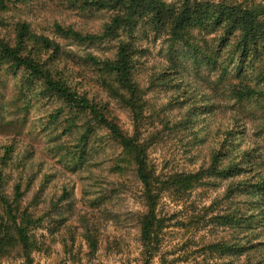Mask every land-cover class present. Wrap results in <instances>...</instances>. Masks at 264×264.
Segmentation results:
<instances>
[{
	"label": "trees",
	"instance_id": "1",
	"mask_svg": "<svg viewBox=\"0 0 264 264\" xmlns=\"http://www.w3.org/2000/svg\"><path fill=\"white\" fill-rule=\"evenodd\" d=\"M28 1L0 0V67L16 79V95L0 105V121L12 109L29 115L49 102L46 119L61 131L45 145L58 164L15 137L1 143L0 264L13 255L22 264H35L34 255L44 248L36 232L46 223L55 226L53 234H63V204L74 199L77 189L71 175H78L90 207L101 194L117 196L123 183H103L93 153L108 143L120 149L111 173L121 177L131 170L142 187L143 210L137 220L142 264L158 257L161 264L169 260L160 252L174 217L160 214L162 199L186 202L197 189L219 179L227 181L224 193L203 210L193 208L187 224H178L221 230L214 241L197 248L201 255L264 264V150L250 135L256 122V131L264 133V1L68 0L83 15L106 18L97 31L55 23V37L12 15L18 3ZM144 41L160 44L161 63L148 61L145 54L151 49ZM102 46L109 48L107 54L92 49ZM189 70L206 88L184 75ZM157 90L171 93L168 107L178 113L172 121L150 110L148 96ZM114 104L130 113L132 133L121 125ZM156 118L162 131L187 130L193 143L207 151L198 170L158 172L150 149L159 132L145 135ZM0 126L5 134L11 132ZM52 182H57L59 194L51 191L57 197L46 203ZM78 215L76 230L94 255L101 247L98 224L93 213ZM73 229H68L71 245L77 232Z\"/></svg>",
	"mask_w": 264,
	"mask_h": 264
},
{
	"label": "rangeland",
	"instance_id": "2",
	"mask_svg": "<svg viewBox=\"0 0 264 264\" xmlns=\"http://www.w3.org/2000/svg\"><path fill=\"white\" fill-rule=\"evenodd\" d=\"M168 2L174 0H166ZM244 1V0H240ZM254 1V0H249ZM257 2L264 0H255ZM79 8L71 6L68 0H30L27 4H17L12 15H16L20 19L29 21L34 28L45 35L55 37L53 27L55 23L62 25H74L82 31H97L101 22L106 18V14L88 13L83 15L79 12ZM59 40V39H58ZM150 41H144L143 45L149 47L145 55L149 62L161 63L164 58L160 53V44L150 46ZM90 48H88L89 50ZM97 53H106L109 48L102 46L101 48H92ZM80 53H85V48H79ZM165 62V61H164ZM189 74L185 72V76L193 81L199 88H206V82L196 79V72L189 70ZM16 79L12 73L6 72V68L0 67V105L6 104L16 95ZM171 93L165 91H154L149 94L150 110L153 112H161V116H165L171 121L178 113L170 111L168 107ZM46 107L42 104L31 110L29 115L25 112L17 113L14 109L8 111L7 116L0 123L11 129L9 134L3 132L0 126V145L9 139H18L31 143L35 146L37 155H43L48 162L57 165L58 162L51 158L47 153L45 142L49 137L58 134L56 125H53L46 119L51 106L46 102ZM19 106V105H18ZM35 106V105H34ZM115 112L118 114L121 125L129 133L133 132V123L128 111L119 106H115ZM249 108V111H252ZM13 112V115L10 114ZM1 120V119H0ZM155 126L145 130L148 137L151 133L159 132V139L150 149L151 163L157 168L159 173L167 174L174 172H193L199 169L203 161L207 160V151L199 143L194 144L191 140L189 132L182 131H162V126L157 118ZM60 125V124H59ZM260 126L258 122L250 126V135L252 138L258 139L264 150V133H258L256 128ZM58 126L57 128H60ZM15 129V130H14ZM46 130V131H45ZM102 133V132H101ZM15 137V138H14ZM100 148V147H99ZM94 158L100 166L97 168L99 177L106 184L117 185L123 183L119 192L113 198L106 193L101 197H96L99 201L94 203V207H90V203L83 200L81 193V181L78 175H71L77 189L75 197L69 203L63 204V234H53L55 226L46 223L43 228L39 229L36 234L42 239L43 251L34 255L35 264H142V246L140 243V230L138 226V216L143 210V204L140 202V194L142 187L134 177L131 170L121 177L113 175L110 171L112 163L120 154L118 146L108 143V146L95 149ZM264 158V151H263ZM262 158V159H263ZM57 182H52L44 196L45 202L57 197L51 192L56 189L59 194ZM227 181L212 180L211 184L197 189L186 202H174L170 198L165 197L161 201L159 212L163 217L173 218L170 228L165 230L162 236L161 252L168 257L167 264H240L241 260L237 258H214L208 255H201L197 248L201 245L214 241L220 236V229L207 228L205 230H192L179 225V222L187 224L188 218L193 212V208L203 210L209 206L212 201L224 193ZM13 181L10 182L8 191L12 192ZM56 187V188H55ZM38 189V186H36ZM33 196H29V202ZM100 204V209H95ZM94 214V221L98 224L99 237L101 239V247L94 255L90 254L89 246L80 236V232L76 230V216L78 214L91 215ZM183 223V224H184ZM179 226H178V225ZM76 232L75 242H71V234L69 227H73ZM54 227V228H53ZM220 230V231H219ZM66 241L70 246L68 250L65 248ZM1 264H22L19 256L13 255L5 259ZM152 264H161L159 257Z\"/></svg>",
	"mask_w": 264,
	"mask_h": 264
}]
</instances>
